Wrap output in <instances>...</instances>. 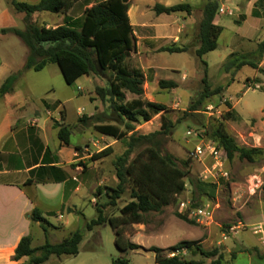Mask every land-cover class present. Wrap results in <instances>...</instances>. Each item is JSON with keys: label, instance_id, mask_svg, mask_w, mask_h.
I'll list each match as a JSON object with an SVG mask.
<instances>
[{"label": "rangeland", "instance_id": "rangeland-1", "mask_svg": "<svg viewBox=\"0 0 264 264\" xmlns=\"http://www.w3.org/2000/svg\"><path fill=\"white\" fill-rule=\"evenodd\" d=\"M221 3L236 12L245 10L249 1L223 0ZM22 24L21 21L19 25ZM221 24L224 30L218 40V47L203 57L207 66L190 45L187 46L188 51H160L149 57L154 67H158L166 74L165 76L173 78L178 83L175 88L156 85L154 81L156 74L151 73L152 69H149L147 83L146 79L144 82V89L150 95L156 96L166 107L165 114L171 123L162 152L174 155L181 166L183 162H187L191 175L197 178L207 176L206 181L216 185L207 187V193L200 196L194 194L193 188L187 183L185 190L174 196L171 203L161 211L146 213L144 223L125 226L123 228L125 239L141 243V248L119 249L115 243V232L108 222L94 226L91 230L86 227L88 222L96 218L97 208H100L106 217L119 215L120 208L132 199L134 189L133 182L127 179L116 205L108 204L111 201L110 195H113L110 189L117 188L119 183L115 161L125 151L126 146L124 142L116 140L109 145L113 148L112 153L99 157L100 149L110 144L112 140H104L101 137V133L94 128L93 118L88 116V113L99 103L97 106L102 110H99L97 115L106 122L122 120L120 127L124 128L128 120L123 109L132 106V101L138 97L142 101H149L145 90L140 96L125 91L123 100L111 103L108 97L101 99L96 92L98 87L109 86L110 72L85 74L71 85L65 81L59 66L50 64L41 71H26L21 82L16 85L15 92L11 94L9 98L11 100H0V108L9 101L15 103L27 101L29 105L24 111L27 116H32L33 106L43 107L48 104L46 108L51 114L47 115L52 125L54 127L66 125L72 129L71 144L79 143L81 146L77 148L86 153L85 156L88 155L77 163L80 166L78 178L85 182L87 189L80 191L79 197L75 199L79 206L83 204L84 215L69 214L65 211L62 220L55 216L48 217L52 226L39 222L33 227L34 232L44 234L43 237L45 236L50 243L60 242L80 229L83 239L79 253L61 258L54 255L48 263L41 264H114L113 260L119 258L129 259V264H155V253L150 250L151 247L174 245L184 239L196 240L205 250L215 253L205 257L195 247L186 248V252L180 254L185 259L200 260L202 264H211L218 258L221 262L218 264H264V244L260 236L253 232L254 225L264 226V54L257 52L258 44L252 41L237 42L236 32L239 27L235 24L233 16L221 15ZM1 34L3 33L0 32V55L9 60L12 57L17 66L22 65L29 53L28 47L13 33ZM257 37L264 38V28L251 34L254 40ZM233 51L238 55L246 53L257 67L244 65L239 69L226 71L225 58ZM260 62H263L262 66H259ZM128 63L133 69L139 66L135 51L132 52ZM206 69L210 95L203 97L205 91L203 78ZM158 76H162L161 73ZM217 88L219 90L215 93ZM161 113L163 112L153 114L151 121H144L138 117L136 122L131 123L134 130L130 134L140 135L159 130ZM227 113H232L233 116L228 118ZM57 117H60V120H57ZM82 117H87V120L81 121ZM219 123L224 125L225 130L234 137L238 145L261 149L253 161L240 159L238 156L227 161L226 168L230 173L228 179L219 176L215 179L209 178L206 170L211 159L205 161L193 159L190 152L195 139L189 138L186 134L188 129L202 132ZM80 125L90 130L86 132L87 136L93 131L96 137L82 141L84 133ZM91 167L92 171L89 170L88 175L87 169ZM193 197H197L201 204L210 206L214 213V223L211 226L196 222L190 224L176 216V213L180 212L181 202L192 200ZM93 198L95 205L91 202ZM239 222L250 227L223 239V229L227 225ZM62 223L66 225L64 228ZM43 225L46 226V231ZM33 244L41 243L36 240ZM170 252L166 249L164 255H169Z\"/></svg>", "mask_w": 264, "mask_h": 264}, {"label": "trees", "instance_id": "trees-1", "mask_svg": "<svg viewBox=\"0 0 264 264\" xmlns=\"http://www.w3.org/2000/svg\"><path fill=\"white\" fill-rule=\"evenodd\" d=\"M78 0H40L31 4L18 0H10L9 3L19 12H24V29L4 28L1 33H13L18 36L28 47L29 53L22 70L10 74L0 86V97L13 92L14 85L26 69L35 71L43 70L48 64H57L68 84L73 85L75 81L85 74L96 72H110L111 79L107 88L98 87L97 94L101 99L109 98L112 102L123 100L125 91L138 96L144 93L145 75L140 68L133 69L128 63L131 52L136 48V38L128 16L129 0H102L92 7L86 9L83 14L80 28L74 27L65 16V23L57 27H46L39 25L32 19V14L41 11L52 13H63L72 7ZM190 6L180 3L172 6L157 4V13H172L176 11H188ZM217 10V4L210 2L206 5L198 33L199 47L196 55L202 59L207 66L203 56L213 51L218 46V37L222 27L213 23ZM188 47L169 45L162 47L161 51L184 52ZM264 53V40L257 49ZM244 65L257 64L250 61L248 55L231 54L224 63L226 71L239 69ZM203 83L205 91L203 97L210 95L207 83V69L205 70ZM161 87L175 88L178 84L173 80H160ZM219 88L215 90L218 92ZM132 106L123 109L124 116L128 122L121 128L120 122L95 124L94 128L103 135L111 136L125 143V151L116 158L115 169L119 180L117 188L110 189L109 205H116V200L124 191L127 179L134 184L132 199L124 204L119 215L106 217L100 208H97V216L87 223V229L108 222L113 228L116 239L115 243L121 250H135L141 248L140 244L125 239L124 227L133 224L144 223V215L148 212L161 211L171 203L174 196L181 194L187 183L193 188L196 195L206 194L207 187L215 186L201 178L191 175L187 162L179 165L177 158L170 153H163L164 141L170 132V120L166 116V107L157 102L142 101L139 97L132 101ZM161 113L160 129L146 134H130L134 130L131 123L136 122L138 117L149 121L153 114ZM228 118L232 113H227ZM82 117L81 121H86ZM207 136L217 141L226 152L228 161L236 156L240 159L253 161L261 149L242 147L238 145L224 128L222 123L209 127L205 131ZM71 131L66 125H60L58 137L64 144L70 143ZM113 148L108 146L99 151L98 156L103 157L112 153ZM195 206L200 205L197 197H193ZM176 216L181 220L194 224L189 220L187 213L179 212ZM31 219L41 224L51 225L42 215L38 208L33 209ZM46 231V226H44ZM83 239L80 229L75 230L70 236L58 243H50L47 239L39 246H32L31 236H23L16 247L14 258L18 260L23 256L29 257L30 264H41L51 256L77 255L79 246ZM195 247L205 257L213 255L211 251L205 250L201 243L196 240L184 239L175 245L168 247L169 251L181 248ZM155 253V264H202L195 259H185L180 255H164L166 249L153 246L150 249ZM114 264H129V259L119 258L113 260ZM221 263L220 259L213 260L211 264Z\"/></svg>", "mask_w": 264, "mask_h": 264}, {"label": "crops", "instance_id": "crops-1", "mask_svg": "<svg viewBox=\"0 0 264 264\" xmlns=\"http://www.w3.org/2000/svg\"><path fill=\"white\" fill-rule=\"evenodd\" d=\"M18 1L34 4L40 0ZM100 1L102 0H78L73 3L66 14L41 11L32 14V19L46 27H57L65 23L66 16L74 27L80 28L84 11ZM222 1L129 0L128 16L136 38L134 51L138 55L139 66L137 68L143 71L146 83L149 69H152L151 73L153 75L156 74L154 80L156 85H159V77L162 78L161 80H173V78L165 76L166 74L162 73L161 69L154 67L153 62L149 60V57L160 52L162 47L172 44L180 47L190 45L196 52L199 47L200 24L205 7L210 2L217 4L213 23L222 27L218 40L224 30L221 24V15L227 14V12L221 13L219 11L221 7L226 11H233L230 16H233L235 24L239 27L238 32H236L237 42L252 41V43L259 45L264 40L260 37L255 38V40L251 38L254 31L264 28V0H248L249 4L245 10L236 12L225 7L221 3ZM180 3L188 4L190 6L189 10L160 14L155 11L157 4L172 6ZM24 17L25 13L15 10L8 0H0V31L4 28L14 27L24 29ZM21 21L23 24L19 25ZM163 40L166 42H161ZM257 52L259 51L257 50ZM233 53L238 54L236 51L231 52L225 58V61ZM243 55H246V53H243ZM26 58L22 65L17 66L12 57L9 60L0 55V86L10 74L23 69ZM263 62H260L259 66H262ZM28 70L33 69L24 70L15 83L13 92L0 97V100L11 98V94L17 88L16 85L21 82L24 73ZM159 73L162 76H158ZM184 77H186V74ZM145 94L149 101L162 103L156 96L150 95L146 90ZM4 104L3 108H0V264H30L29 257L23 256L16 260L14 255L16 247L23 236H31L33 247L39 246L33 244L36 240H39L41 244L46 240L45 236L43 237L44 234L42 235L41 232L37 234L33 230L34 225L39 224V222L31 219L33 209L38 208L47 220L51 216L62 220L65 211L69 214L79 213L84 215L83 204L79 206V204H76L75 199L79 197L80 191L87 189L85 182L80 181L78 178L80 166L77 163L82 158H87L88 155L85 156L86 153L77 148L81 146L79 143L71 144V140L69 144L61 142L58 137L59 127H54L47 115L49 110L46 107L48 104L43 107L33 106L32 116H27L24 113L29 105L27 101L17 103L9 101ZM98 104H95L94 109L88 113V116L93 118V125L113 123L106 122L97 115L99 110H102L97 106ZM42 115L45 117H42ZM34 119L38 120L37 125L31 124ZM56 119L58 120V117ZM80 128L84 133L82 141L92 140L96 137L93 131H91L90 136H87L86 132H90V130L84 125H80ZM101 137L104 140H112L110 144L105 145L102 149L112 145L117 140L103 134H101ZM87 170L89 175V170L92 171V167ZM93 200L94 198L91 200L92 203ZM93 204L95 205V203ZM62 226L64 228L65 223H62ZM132 242L137 243L136 241ZM172 245L155 246L167 249ZM57 257L61 258V256ZM50 260H52V256L43 263H48Z\"/></svg>", "mask_w": 264, "mask_h": 264}, {"label": "built area", "instance_id": "built-area-1", "mask_svg": "<svg viewBox=\"0 0 264 264\" xmlns=\"http://www.w3.org/2000/svg\"><path fill=\"white\" fill-rule=\"evenodd\" d=\"M219 11L221 13L227 12V14L229 15L233 14L232 10L226 11L223 7H221ZM47 113L51 114L50 111H47ZM58 120H60V117H58ZM31 124L37 125L38 120L34 119ZM186 134L189 138L195 139V144L190 152V156L193 159L199 161L211 159L210 166L207 167L206 170V172L209 174V178L215 179L217 176H219L220 178L228 179L230 176L229 170L226 168L228 157L225 150L220 145H218L217 141L213 138L208 137L205 130L200 132L195 131L194 129H188ZM204 178L201 179L208 180L207 176H205ZM180 212L187 213L190 219L205 226H211L214 223V213L210 209L209 205L200 204L198 206H195L192 200L182 201L180 204ZM249 227L250 226L242 222H239L238 224L227 225V227L223 229L224 231H222V237L223 239H227L231 235L238 233V231H240L241 229ZM253 232L254 234L260 236V240L264 244V226L262 224L254 225ZM185 252L186 248H181L171 251L169 255H180L184 254Z\"/></svg>", "mask_w": 264, "mask_h": 264}]
</instances>
